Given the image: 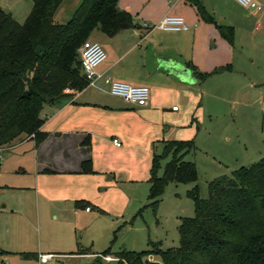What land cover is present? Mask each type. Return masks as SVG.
I'll use <instances>...</instances> for the list:
<instances>
[{
  "label": "crops",
  "instance_id": "obj_1",
  "mask_svg": "<svg viewBox=\"0 0 264 264\" xmlns=\"http://www.w3.org/2000/svg\"><path fill=\"white\" fill-rule=\"evenodd\" d=\"M199 1L214 22L204 21L189 0L118 1V7L128 11L139 27L125 28L112 36L100 29L90 33L88 39L94 37L93 41L100 43L106 54L95 69L101 77L94 86L70 91V99L61 105H43L41 113L45 120L40 129L46 136L38 143L32 137L21 139L28 156L14 171L29 177L30 185L26 186L33 196L27 203L11 205L10 211L19 212L24 220L30 207L32 217L37 219L47 215L57 218L58 214L64 218L78 212L96 219L106 215V211L112 212L115 205L125 213L131 198L125 182L131 178L126 171L132 159V145L127 137L140 134L143 123L148 144L159 140L157 133L151 131L154 124L139 115L158 113L170 104L177 112L174 102L189 106L198 98L197 89L202 86H264V5L259 3L261 8L256 9L243 7L235 0ZM258 1L264 4V0ZM166 14L181 15L188 29L154 28ZM215 24L234 28L231 43L221 36ZM233 75L242 79L233 82ZM104 76L148 86L147 105L129 104L109 93ZM262 94L264 98V89ZM117 138L126 141L124 145H115L112 140ZM11 146L12 143L4 151ZM84 160L90 161V172L81 171ZM8 204H1L0 212ZM86 206L90 210L86 211ZM73 232L76 237V229ZM31 253L37 256L26 260L37 264L40 253L52 254L42 264L55 257L67 264L72 260L74 264H89L100 254L78 248L67 253Z\"/></svg>",
  "mask_w": 264,
  "mask_h": 264
},
{
  "label": "trees",
  "instance_id": "obj_2",
  "mask_svg": "<svg viewBox=\"0 0 264 264\" xmlns=\"http://www.w3.org/2000/svg\"><path fill=\"white\" fill-rule=\"evenodd\" d=\"M63 0H30L31 7L22 23L10 12L0 9V147L5 149L18 137H32L35 143L45 138L40 128L45 118V103L61 105L70 99V91L87 86L82 77L78 48L90 33L99 28L112 36L138 23L119 0H80L69 19H53ZM201 18L214 22L199 0H189ZM230 43L234 28L215 24ZM264 102V98H263ZM262 127L264 131V116ZM194 149L192 140H164L160 154L153 153L149 199L156 204L169 181L192 182L197 169L185 156ZM170 156L162 174L160 160ZM82 172H90L89 160L81 163ZM209 196L201 199L197 187L188 190L194 202V215L184 217L179 226V244L159 252L163 264H264V159L241 166L208 183ZM110 252L104 250L101 255ZM33 259L31 252L19 253ZM116 264H158L143 260L142 253L120 250ZM100 256L89 264H100Z\"/></svg>",
  "mask_w": 264,
  "mask_h": 264
},
{
  "label": "rangeland",
  "instance_id": "obj_3",
  "mask_svg": "<svg viewBox=\"0 0 264 264\" xmlns=\"http://www.w3.org/2000/svg\"><path fill=\"white\" fill-rule=\"evenodd\" d=\"M79 1L63 0L53 19L66 22ZM256 1L264 5L262 1ZM30 3V0H0V9L10 12L16 21L22 23L30 10ZM98 30L97 27L93 32ZM90 39L94 40V37L90 36ZM232 78L233 82L242 79L235 75ZM261 88L264 89V86H202L197 89L198 98L193 99L189 106L178 100L174 102L177 112L170 104L158 113L139 115L154 124L151 131L157 133L159 140H152L148 144L143 123L140 124V134L133 133L127 137L132 145L129 152L132 159L126 171L131 178L125 182H128L131 198L125 213L115 205L112 212L106 211V215L102 214L96 219H90L82 212L64 218L58 214L57 218L47 215L37 219L36 216L32 217L30 207L26 210L30 214L24 220L19 212L10 211L11 205L20 201L27 203L33 196L26 186L30 185L29 177L14 172L28 156L25 141L20 142L24 135L16 138L9 150L4 151L0 147V205L6 204V201L9 203L7 210L0 212V264H37L34 260L23 259L19 253H67L77 248L100 253V257L104 250L110 248L109 253L113 258L116 252L123 249L140 251L143 260L163 264L160 253L152 250L150 242H156L161 250L178 246L181 220L194 215V202L188 196V190L196 186L199 198L207 199L209 181L264 159V102ZM162 139L193 141L194 149L185 159L195 163L197 177L195 181L187 183L169 181L153 205L148 196V179L153 153L162 152ZM118 141L122 145L126 142ZM169 158L166 156L160 160L158 175L162 174ZM99 260L100 264L117 263V260L108 262L102 257ZM74 262L72 260L70 264ZM48 264L67 262L55 257Z\"/></svg>",
  "mask_w": 264,
  "mask_h": 264
},
{
  "label": "built area",
  "instance_id": "obj_4",
  "mask_svg": "<svg viewBox=\"0 0 264 264\" xmlns=\"http://www.w3.org/2000/svg\"><path fill=\"white\" fill-rule=\"evenodd\" d=\"M239 5L243 7L260 9L261 6L256 0H235ZM154 28H159L166 31H181L187 30L188 25L184 18L179 14H166L156 24ZM78 54L81 64L82 73H85L87 85L94 86L101 74L95 71L96 67L104 61L106 54L100 43L91 39H86L78 48ZM103 83L106 85L109 93L121 97L129 104L137 106H145L148 103L149 87L146 85H131L127 82L111 80L109 77H103ZM176 109V107H173ZM117 146L120 142L117 139L112 140ZM0 149V154H1ZM85 210H90L89 206L85 207ZM52 254L40 253L38 254V262L40 264L45 263ZM105 260H113L115 258L110 255H102Z\"/></svg>",
  "mask_w": 264,
  "mask_h": 264
},
{
  "label": "water",
  "instance_id": "obj_5",
  "mask_svg": "<svg viewBox=\"0 0 264 264\" xmlns=\"http://www.w3.org/2000/svg\"><path fill=\"white\" fill-rule=\"evenodd\" d=\"M82 77H83L84 79H86V75H85V73H82Z\"/></svg>",
  "mask_w": 264,
  "mask_h": 264
}]
</instances>
